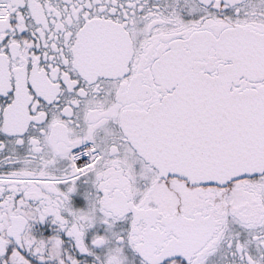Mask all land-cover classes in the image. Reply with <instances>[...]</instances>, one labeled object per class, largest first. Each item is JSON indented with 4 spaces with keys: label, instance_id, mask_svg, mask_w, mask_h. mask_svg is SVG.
<instances>
[{
    "label": "flooded vegetation",
    "instance_id": "obj_1",
    "mask_svg": "<svg viewBox=\"0 0 264 264\" xmlns=\"http://www.w3.org/2000/svg\"><path fill=\"white\" fill-rule=\"evenodd\" d=\"M97 22L132 48L118 75L81 59ZM239 34L264 41V0H0V264H264V170L164 177L121 129L174 93L178 53L232 92L263 88L264 52L239 70Z\"/></svg>",
    "mask_w": 264,
    "mask_h": 264
},
{
    "label": "water",
    "instance_id": "obj_2",
    "mask_svg": "<svg viewBox=\"0 0 264 264\" xmlns=\"http://www.w3.org/2000/svg\"><path fill=\"white\" fill-rule=\"evenodd\" d=\"M243 36L242 41L239 34V70L255 73L262 67L264 41ZM131 54L127 36L110 23H93L82 35L81 59L96 75H118ZM173 61L178 64L168 67L172 76L166 80L174 93L148 112L121 119V129L139 156L162 176L196 185H225L261 173L264 87L232 92L223 77L193 70L185 54L173 55Z\"/></svg>",
    "mask_w": 264,
    "mask_h": 264
}]
</instances>
